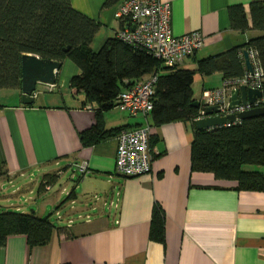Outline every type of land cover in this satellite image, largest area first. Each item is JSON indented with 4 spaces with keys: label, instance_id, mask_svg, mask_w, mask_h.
<instances>
[{
    "label": "crops",
    "instance_id": "1",
    "mask_svg": "<svg viewBox=\"0 0 264 264\" xmlns=\"http://www.w3.org/2000/svg\"><path fill=\"white\" fill-rule=\"evenodd\" d=\"M99 23L91 43L98 49L122 27L115 18L120 0H70ZM170 4V27L179 36L199 31L203 46L180 68L245 44L262 34L232 29L228 7L258 0H163ZM80 73L66 58L48 93L37 90L23 105L19 89L0 90V211L57 215L66 225L45 245L29 246L24 234L0 246V264H264V191H239L236 182L193 171L195 124L177 120L152 126L151 170L128 177L116 171V136L148 120L113 107L98 106L69 85ZM220 72L195 71L194 100L204 89L221 87ZM37 86V85H36ZM115 134L84 145L79 134L94 125ZM117 133V134H116ZM88 171L82 174V162ZM164 219V242L149 238L154 209ZM31 209V211H30ZM62 209L63 216H60Z\"/></svg>",
    "mask_w": 264,
    "mask_h": 264
},
{
    "label": "trees",
    "instance_id": "2",
    "mask_svg": "<svg viewBox=\"0 0 264 264\" xmlns=\"http://www.w3.org/2000/svg\"><path fill=\"white\" fill-rule=\"evenodd\" d=\"M249 17L251 25L242 5L229 6L232 29L241 32L253 29L262 34L249 38L243 45L199 59L196 70H192L169 66L117 37L107 38L93 50L91 43L100 25L76 10L70 0H0V90L20 88L24 54L61 63L68 58L80 70L69 79L70 87L96 104L98 113L115 107L120 91L155 74L153 109L147 117L150 126L177 120L195 123L200 114L191 105L195 101L192 95L195 71L205 75L220 72L223 80L240 77L246 71L243 50H254L264 72V0L250 3ZM260 91L259 103L264 105V75ZM114 134L97 124L79 136L84 145H92ZM191 168L212 173L218 180L235 181V189L239 191H264V115L213 128L195 127ZM4 174L0 165V176ZM163 221L162 211L156 207L150 223V240L164 242ZM56 227L49 216L2 210L0 246L14 234L26 235L29 246L45 245Z\"/></svg>",
    "mask_w": 264,
    "mask_h": 264
},
{
    "label": "built area",
    "instance_id": "3",
    "mask_svg": "<svg viewBox=\"0 0 264 264\" xmlns=\"http://www.w3.org/2000/svg\"><path fill=\"white\" fill-rule=\"evenodd\" d=\"M170 4L163 0H120L116 5L114 16L121 21L122 27L116 37L123 43L138 49H143L169 66L181 65L186 57L195 54L204 43L199 31L183 35H173L170 27ZM252 72L236 78L224 79L221 87L204 89L201 105H217L220 114L249 109L252 105L228 108L230 92L241 85L260 89L262 72L257 53L248 50ZM157 76L150 74L145 79L120 91L115 98V108L132 115L145 118L153 109V95ZM258 99L257 105H260ZM203 110L200 109L201 117ZM196 118V119H197ZM239 121V120H238ZM230 125V124H229ZM152 126L145 123L131 130H123L116 136L117 148L115 156L116 171L124 176L134 177L151 170V137ZM79 171L85 174L88 165L84 161Z\"/></svg>",
    "mask_w": 264,
    "mask_h": 264
},
{
    "label": "water",
    "instance_id": "4",
    "mask_svg": "<svg viewBox=\"0 0 264 264\" xmlns=\"http://www.w3.org/2000/svg\"><path fill=\"white\" fill-rule=\"evenodd\" d=\"M243 59L246 70L252 72L248 50H243ZM61 66L62 63L59 61L43 59L33 54H24L21 59V103L23 105L33 103V97L38 83L54 85L57 79V72ZM261 98L262 92L260 89L245 85L234 88L230 92L228 108L234 110L247 105H252V107L227 114H220V108L217 105H201L200 101L195 100L191 105L199 110H203L202 116L195 119V127L197 129L213 128L229 125L238 120L264 115V105L256 104V101Z\"/></svg>",
    "mask_w": 264,
    "mask_h": 264
},
{
    "label": "rangeland",
    "instance_id": "5",
    "mask_svg": "<svg viewBox=\"0 0 264 264\" xmlns=\"http://www.w3.org/2000/svg\"><path fill=\"white\" fill-rule=\"evenodd\" d=\"M47 87H48L47 84L38 83L37 86H36V90L38 92H40V94H45V93H48ZM248 167H250V166H248ZM30 211H31V209H30ZM59 212L61 214L60 216H63L64 217L63 213H61L62 212V209H59ZM56 218H57V215L55 213H52L51 221L55 222L56 224L59 223L60 226L66 225V221L64 219H61V220H58L57 221Z\"/></svg>",
    "mask_w": 264,
    "mask_h": 264
}]
</instances>
